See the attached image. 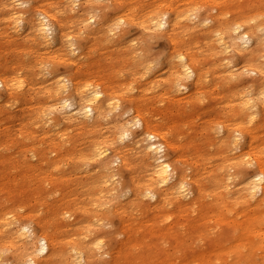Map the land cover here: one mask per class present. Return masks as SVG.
<instances>
[{
	"label": "bare ground",
	"instance_id": "1",
	"mask_svg": "<svg viewBox=\"0 0 264 264\" xmlns=\"http://www.w3.org/2000/svg\"><path fill=\"white\" fill-rule=\"evenodd\" d=\"M40 1L42 4H35L25 10L23 7L29 3L28 0H15V3L13 0H0V31H10L7 32L9 37L20 39L21 44L43 45L45 52L53 55L51 62L57 60L78 65L84 58L90 69L94 68L96 62H93L88 53L83 52L80 46L83 43L94 47L96 39L105 36L109 41V30L115 31V25L120 21L123 24L115 36L120 30L121 34H125L124 25L133 22L142 31L149 29L150 32L154 27L152 20L163 13H167L171 20L193 2L155 0L149 4L145 0ZM103 1L110 3L114 10L109 12V6ZM57 2L63 3V6L58 7ZM225 6L217 4L218 9ZM111 13L115 15L112 16ZM170 29L171 26L169 31ZM203 39L204 37L193 33L186 43L188 46L197 42L202 44ZM167 40L170 49L164 63V75L152 73L154 76L141 84L137 83L143 71L139 68L138 59L133 60V66L127 67V77L121 75L125 67H116L117 63L130 57L124 56L121 50L120 55L115 58L116 63L111 57L101 67L106 68V72L110 71L109 80L104 79L100 72L94 75L90 70L62 73L59 69L47 67L46 74L42 67L47 86L40 89L34 100L28 92L32 87L27 88L28 81L21 75V68L14 67L12 74L7 70L0 72V88L10 98L25 99L31 108L26 124L21 125L23 121L17 124L19 132L26 134L27 140L25 142V139L18 138L21 139L19 146L22 149L15 156H0L1 176L4 179L11 174L9 169H15L16 173L11 175L21 176L24 182L32 181L34 190L31 195L29 192L25 194V198L19 196L20 191L0 198V227L12 217H17L21 208H24L25 223L28 219L35 218L34 202L37 203L40 198L35 190L39 189L42 182L49 181L55 191L64 188L61 199L52 206L47 201H40V206L46 208L50 216L54 217L60 208L73 206L77 201L80 177L68 178L67 174L73 169L76 160L81 155H87L92 147L106 139V125L130 123L133 119H138L142 126L134 132V138L144 153V162L149 171H160L166 178V165L176 175L168 184L163 185L164 192L157 196L156 204L164 206L157 207L156 204L145 201L140 205L142 215L135 220L121 211L118 228L125 231L126 242L114 246V258L118 261L127 260L145 248L151 251L154 247L152 242L165 239L174 249L169 257L173 264H264V260L261 262L252 258L262 254L264 250V143L257 142L258 128L264 130V104L256 100L260 94L261 78L243 77L229 83L220 79L225 70L217 69L216 78L211 85L201 86L195 81L187 82V93H171L166 89L175 85L180 69L177 67L178 61H171L177 42L171 38ZM118 41L114 37L108 44L117 48ZM25 47L30 48L29 45ZM191 55L198 64L205 67L214 63L212 60L201 61L198 53L193 52ZM253 63L249 55H238L233 67L237 71H243ZM170 78L173 81L171 85L167 83ZM65 80L70 81V85H65ZM156 83H160L162 87L154 92L153 99H157L159 103L167 101L169 107H165L162 112L149 113V109H143L141 102L147 89ZM130 85L136 87L137 91L129 93L127 88ZM249 86L252 91L246 96ZM94 89L99 91L98 97L93 95ZM201 98L204 103H201ZM65 101L72 103L74 107L61 112ZM249 101L255 104L256 113L259 114L258 119L251 124L248 123V117L254 113L250 111L252 105ZM117 104L120 106L119 112L113 113L108 121L87 122L83 118L76 119L84 107H92L94 110L99 108L100 111H94V116H99L101 113L107 114L109 105ZM200 105H207V108L200 111L204 121L197 126L191 125L193 113L197 111L187 113L185 109ZM129 108L132 111L126 115ZM210 111H215L216 115L212 117ZM161 119L165 121L162 123ZM218 125L222 131L218 132ZM237 131L242 133L243 142L240 151L233 152V137ZM61 137L70 140L71 144L66 147ZM185 139L188 140L183 145ZM12 142L14 140L3 137L0 148L7 150L4 144ZM160 144L165 145L163 156L156 151ZM49 153H54L53 159L48 158ZM33 155L36 157L35 162L31 161ZM63 164H68L67 171L59 168ZM188 169L191 171H187ZM50 171H57L59 176L51 180L46 177ZM185 172L187 175H184ZM185 181L191 183L196 195L191 199H177L176 190ZM93 191L99 194L98 190ZM165 193V200H161V195ZM167 204H171V208ZM80 215L86 213H79L77 219ZM134 221H137L135 231L130 224ZM49 223L53 224L57 232L53 245L59 253L72 243V236L68 234L70 229L66 231L64 226L56 225L51 219ZM15 230L16 226L13 225L0 235V244L14 247L9 233ZM37 234L39 235V230ZM52 253L53 248L50 247L45 255L50 257ZM5 259L21 264L19 256L10 254Z\"/></svg>",
	"mask_w": 264,
	"mask_h": 264
},
{
	"label": "clouds",
	"instance_id": "2",
	"mask_svg": "<svg viewBox=\"0 0 264 264\" xmlns=\"http://www.w3.org/2000/svg\"><path fill=\"white\" fill-rule=\"evenodd\" d=\"M13 2L15 3V0ZM218 3L226 6L218 9ZM151 23L154 25L150 30L151 34L139 42L145 46V50L134 52L139 61V68L143 70L139 79L143 80L158 69H164V58L168 55L167 50L162 49L158 55L153 56L152 52L147 50V46L156 40L171 38L177 42L171 61H178L177 67L180 72L177 73L179 78L175 85L166 89L167 91L187 93L189 89L185 84L193 81L201 86H209L216 78V70L220 69L225 70L220 79L229 83L243 77H260V94L256 100L264 104V0H193L173 19L169 20L168 14L163 13ZM121 24L123 21L115 25V31L109 30L108 42L115 37ZM145 31L149 32V29ZM193 33L204 37L202 44L197 42L188 46L186 42ZM132 43L133 47H136L138 41L134 39ZM193 52L199 54L201 61L212 60L214 63L207 67L198 64L192 58ZM246 54L254 63L243 71H237L233 67L237 56ZM42 67L48 74V66ZM159 75L163 76L164 71ZM64 83L70 85L68 80ZM167 83L171 85L172 79L170 78ZM161 87L160 83H156L147 91L156 92ZM127 91L134 93L137 89L130 85ZM251 91L252 88L249 86L245 95H250ZM93 95L98 97L100 93L94 89ZM201 103H204L202 98ZM249 104L252 105L251 113H254L248 117V123L251 124L258 119L259 114L256 113L255 104L252 101H249ZM72 107H74L72 103L65 101L60 111ZM119 108L118 104L109 105L107 114L94 116V111H100L99 108L94 110L92 107H84L76 119L83 118V121L87 122L108 121L113 113L119 112ZM131 111L129 108L125 114H130ZM141 126L138 119L124 124L118 122L108 124L104 129L108 133L106 139L92 147L87 155L79 156L69 173L80 177L77 201L73 206L60 208L54 217L50 216L46 208L41 207L34 210L35 218L28 219L26 223L23 219L24 209L21 208L17 212L19 218L12 217L7 224L0 227V235H3L8 228L16 226V230L9 233L14 247L0 244V264H14L13 260L5 259L10 254L21 257V264H173L169 257L174 249L165 239L152 242L154 247L151 251L145 248L127 260L118 261L113 255L114 246L126 242L125 231L114 223L121 211L133 220L140 217L142 215L140 205L145 201L156 204L157 196L164 192L163 185L168 184L176 175V172L168 169L166 165V178L160 171H149L148 165L144 162V153L134 138V132ZM217 130L222 131L221 126L218 125ZM61 140L66 147L71 144V141L64 137H61ZM233 140L231 151L239 152L243 142L242 133L237 131ZM156 151L163 156L165 145L160 144ZM32 159L35 160L36 157L33 155ZM59 168L67 171L68 164L60 165ZM184 175H187V172ZM93 189L98 190L99 194L97 195ZM176 192L177 199H191L196 195L189 181L180 184ZM165 195L166 193L161 195V200H165ZM58 197H61V192L54 191L47 199L54 201ZM167 207L171 208V204H167ZM81 212H85L86 215H80L77 219ZM50 219L56 225L64 226L66 231L70 229L68 234L72 236V243L59 253L55 251L53 245L57 232L53 224L49 223ZM50 247L53 248V253L49 257L45 253Z\"/></svg>",
	"mask_w": 264,
	"mask_h": 264
},
{
	"label": "rangeland",
	"instance_id": "3",
	"mask_svg": "<svg viewBox=\"0 0 264 264\" xmlns=\"http://www.w3.org/2000/svg\"><path fill=\"white\" fill-rule=\"evenodd\" d=\"M29 3L23 7V9L28 10L35 4H42L40 0H28ZM155 0H145V3H151ZM104 2V1H103ZM181 1H179L180 3ZM105 3V2H104ZM107 4V3H105ZM109 6V12L113 11L112 5L110 3L107 4ZM58 7H62L63 3L57 2ZM27 15H30V12H27ZM103 12L100 13V17H102ZM112 16L115 14L111 13ZM136 17V16H135ZM4 26V25H3ZM2 26V27H3ZM125 34H121V30L115 38L119 39L118 47L115 48L112 45H109L107 36L100 38L99 40L96 39V43L93 47V45L90 47L88 44L83 43V45H80L82 47V50L85 54L88 53V56H90L93 59V62L95 63V66L93 69H90L87 64V59L82 58L78 65H75L71 62L62 63L60 61H53L51 62V59L53 57L52 54L46 53L45 47L43 45L38 46H32V44H21L20 39L16 40L14 37H9L7 32L0 31V72L7 70L12 74L14 67L21 68L20 73L25 77L28 81V86L32 87L31 90L28 89V92L33 97V100L37 98L38 92H40V89L42 87L47 86V82H45V73L42 71V65H46L50 68H55V70H58L62 73H71L76 71H88L90 70L94 75L98 72L101 73L104 79L109 80L110 77V71L106 72V68H101L102 66H105L107 63V60L113 57L114 63L117 61L115 58H117L121 51L124 52V56H130L129 58L120 61L116 64L117 68H124L123 69V75L124 77H127V67L133 66V60L137 59L134 56V52L138 50H145V46L140 44V41H143L147 35H150V32L142 31L136 22L125 24ZM75 29L71 31L72 34H74ZM76 34V33H75ZM127 34V35H126ZM137 40L138 43L136 47H133V40ZM82 42V39L80 40ZM25 45H29L30 48L25 47ZM120 48V49H119ZM162 49H166L167 52L170 49V45L167 39L163 40H156L155 43L147 46V50L151 51L153 56L158 55L159 52ZM121 50V51H120ZM41 61H44L45 63H41ZM49 61L51 63H49ZM166 61V56L164 58V63ZM165 71V69H158L156 72ZM155 73V72H154ZM158 73V74H159ZM154 75H149L148 77L144 78L143 80L138 79L137 83L141 84L145 80H148L149 78L153 77ZM0 105H2L0 108V145L3 142V137H6L7 139L14 140L12 143L4 144L8 149L4 150L3 148H0V156L3 155H10L9 158L15 156L16 152L22 149V147L19 146V143L21 142V139H25V142L27 140V137L25 138L26 134H22L19 132V123L21 121V125H25L27 122L28 115L31 114V108L30 105L26 102L25 99H19L16 98H10L8 94L5 93L3 88H0ZM26 95V94H25ZM20 96H23V94H20ZM154 92L148 91L145 94V98L142 100L141 104L143 109L147 110V112L155 113V112H162V110L165 109V107H169V102H158L157 99H153ZM207 108V105H200L199 107H187L185 110L187 113H193L192 111L195 110L197 113H193V117L191 118V125L197 126L204 121L203 117L201 116V109ZM212 117L216 115L215 111H210ZM23 116V117H22ZM25 116V117H24ZM22 117V118H21ZM15 118V120H14ZM14 121V122H13ZM20 121V122H19ZM164 119H161L160 122H164ZM18 124V125H17ZM16 129V130H14ZM18 130V131H17ZM259 140L258 143H264V130L262 128H258L257 130ZM5 135V136H4ZM16 136V137H15ZM21 139H18L20 138ZM188 139H185L182 143L183 145L186 143ZM246 139L244 140V142ZM47 143L49 141H46ZM46 143V145H47ZM264 147V145H263ZM48 149V148H47ZM48 151V150H46ZM31 155V152L28 153ZM173 154V152H171ZM49 159L54 158V153L48 154ZM32 162H35V160L31 159ZM0 170V198L6 196L9 197L10 193L20 191L19 196H23L25 198V194L29 192V195L34 192L33 184L31 182H24L22 180V177L19 175H11L16 173L15 169H9L8 171L11 174H8L4 177V179L1 176ZM59 176V173L57 171H50L47 173L46 177H49L51 180H55ZM68 178H74L76 179L78 176L67 174ZM43 184L38 187L39 189L35 190V192L39 195V200L35 203V206L33 207L34 210H39L41 208L40 201H47L48 205H53V203L59 201L61 197L56 198L54 201H49L47 199L48 195L52 192H54V188H52V184L49 183V181L42 182ZM31 189V191H29ZM64 188H61V196L64 194ZM50 206V207H51ZM24 209V208H23ZM35 213V211H34ZM138 221V220H137ZM137 221H134L131 224V227L134 228V225ZM114 223L118 226L120 224L119 219L117 218L114 220ZM216 225V224H214ZM214 231L216 229H213ZM183 229H181L180 232H182ZM264 248V247H263ZM261 257V258H260ZM264 250L262 254H259L257 256H254L252 258H256L258 261L261 260V262L264 260Z\"/></svg>",
	"mask_w": 264,
	"mask_h": 264
}]
</instances>
